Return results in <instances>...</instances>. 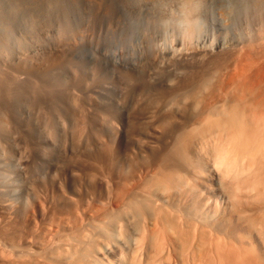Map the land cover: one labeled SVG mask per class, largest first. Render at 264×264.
Returning <instances> with one entry per match:
<instances>
[{
    "label": "rangeland",
    "instance_id": "374dc122",
    "mask_svg": "<svg viewBox=\"0 0 264 264\" xmlns=\"http://www.w3.org/2000/svg\"><path fill=\"white\" fill-rule=\"evenodd\" d=\"M58 1L0 0V264H76L81 256L76 250L87 243L107 248L100 247L105 254L98 255L108 264H125L134 243H128V231L137 236L150 222L146 212L134 213L137 219L143 214L139 225L129 222L134 214L128 210L131 219L126 210L140 188L144 200L151 180L165 167L172 170L162 164L171 163L163 160L179 130L198 120L202 125L209 108L229 100L257 104L264 115V0ZM207 77L212 79L201 87ZM196 135L194 146L185 145L193 155L186 156L188 164L194 158L206 162L201 134ZM254 148L234 149L230 159L256 162L261 171L264 145ZM206 164L196 170L197 178L193 163L192 171L186 163L173 171L193 175L185 176L223 198L219 172ZM155 171L158 177L149 175ZM131 193L134 201L128 205ZM123 204L128 221L125 208L123 214L118 209ZM116 208L126 222L116 223ZM100 219L110 221L102 233L99 224L94 227ZM94 233H107L106 245ZM118 237L121 243L109 244L121 241ZM251 239L260 253L259 236ZM103 259L99 264H106Z\"/></svg>",
    "mask_w": 264,
    "mask_h": 264
},
{
    "label": "bare ground",
    "instance_id": "6f19581e",
    "mask_svg": "<svg viewBox=\"0 0 264 264\" xmlns=\"http://www.w3.org/2000/svg\"><path fill=\"white\" fill-rule=\"evenodd\" d=\"M59 1H58V5L64 4L63 2H61L59 4ZM256 1H258V0H256ZM55 4H56V2H55ZM65 4H67V2H65ZM194 4L196 6L197 3H194ZM262 4H263V2H262ZM260 5L255 6V7L258 8V7H260ZM261 6H263V5H261ZM60 7L61 6H59V8ZM65 7L66 6H64V9H65ZM67 7H66V9H68ZM206 79H210V77L202 79V81L200 83L201 87H203L204 84L209 83V80H206ZM2 87H3V85H2ZM33 88L35 89V87H33ZM4 90H5V88H4ZM0 92H2V89ZM25 92L27 94V91H25ZM6 93H5V95H6ZM1 95L3 96V94H1ZM19 95L21 96V94H19ZM0 99L2 100V97ZM4 100H6V99L4 98ZM231 101H233V102H231ZM231 101L229 100L228 103H226L224 105H222V103H225V102L219 103V104H221L222 107L219 105V106H217L218 107L217 109L213 108V106H212L211 107V108H213V110L211 109L212 111L209 108L207 111V114L206 115L204 114L205 116L201 117L202 119L199 117L201 119L202 125L199 124L200 123L199 120H198V122L196 121V124L198 123V125L201 126L200 129L198 128L199 126L197 127L196 124L195 125L198 129L196 127H194L195 125L192 126L193 129H191L192 127H190V129H189L185 126V128H187V130H190V132H189L186 129H185L186 131H184V129H183L184 127L181 126V128L183 129V132L181 133L182 130L181 131L179 130L180 135L174 137L175 139L173 138L174 139L173 141H175L177 139L175 146L173 145V142H172L173 146L171 148L173 151L169 150L168 154L169 153H171V154L166 155V158H164L165 160H163V163L166 160L168 162L171 161V163L173 161L172 165H174L177 169L175 167H172L170 165L171 163L166 162L168 164H162V166L163 165L164 166L168 165V167L170 166L169 169L172 168V170L170 169V171H168V169L165 167L167 172L164 170L165 169L164 168L163 169L164 172L162 173V171H159V170L157 171V169H160L162 167V166L161 167L159 166L160 168L158 167L156 169V171L159 172V174L162 173L160 175V177H158L156 175V173H157L156 171L154 172V174H149L152 176L156 175L155 177H158L157 179L156 178L153 179V177L151 176L154 183L152 182L151 178L147 179L149 177L146 176L145 180L147 179V180H149V182L151 180L152 185H154V187L152 185L150 187L149 186V184H151V182H150L148 184V188L147 187L145 188V185L147 184L148 181L145 184L143 182V184H144L143 187L146 189L145 195H148L146 197V199L144 198V200H143V198L141 199L138 197V195L141 196L142 194L145 193L144 192V193L140 194L142 191H140L141 188L138 185V188H140V190H139L140 193L138 194V192H137V194H135L136 193L135 190H134L135 193H131V195L132 194L137 195L135 197V202L131 203L132 200L134 201L133 195L131 196L132 198L129 197L130 196L129 195L128 198L130 200L126 199V201H125V203L127 201L128 202L130 201L129 203L127 202L128 205L131 203L130 208L128 207V205L126 206V207H128V209L125 208L124 206L127 203L125 204L124 202L123 203L125 205L124 204H123V206L120 205L121 207L118 208V209H121L120 213H122L123 208H125L124 213L126 211L128 213V210L130 209L129 213H131V214L135 213L136 217L139 213L141 214L142 212H146V214L148 215L147 218L150 219V220L148 219L150 222L146 221V223L149 222L147 224L149 227H145V229H143V230L142 229L140 230V227H142L143 225H140L139 227L138 226L135 227V228H139V230H140L138 232L137 236H134L137 234V232L133 231L136 234H134V235L130 234V232L132 230H130V232H129L128 228H126L127 229L126 231H128V233H129V234L127 233L128 235L126 236L128 238V243L130 244L129 241H131V240H133L134 243L132 244L133 249L131 248V250H130L132 253L131 257L127 256L129 254L128 253L129 249H125L124 251L122 250L123 252L128 251V252H126L127 255L124 253L125 255H123V256H127L128 259L130 258L128 260V262L125 261V262H127L125 264H264V169L261 171L256 170L255 168H257L256 167L257 165L256 166L253 165V163L255 164L256 162L251 163L252 166L254 167V168H251L252 166H250L248 163H246V164L242 163V165L239 163L236 164V163H234V162H237L235 158L230 159L232 157L231 155L233 154V153L231 154L230 152H232L234 149H237V151L238 150L241 151V150H245V149L247 150L248 148L253 149V147H255L256 149L260 150V147L261 148L263 147V145H264L263 144V141H264L263 135L264 134L262 135V133L264 131V124L261 122L264 119V115L262 117H260L261 112H258V109L256 108L258 106L257 104H254L252 106L250 104L245 105L244 103H242L243 100H241V99L239 101L238 100H236V101L231 100ZM229 102H231V103H229ZM10 104H11V102H10ZM209 110H210V112H209ZM185 122H186V120H185ZM192 123H191V125H192ZM198 130L200 131V134H201V136L199 137L201 140L200 146L203 145L204 149H205V150L204 149L203 150L206 151V152H204V154L205 153L206 154L203 157L206 156V162L207 163L211 162L213 164V165H211V167L215 168L219 172V178H220L219 184H220V188H221L220 191L223 195V198H218L217 196L215 197L214 195L212 196L211 194L206 193L204 190H202L201 186H200V188H198L199 186H197L196 184L197 183L199 184V182L194 183L191 181L192 179L191 180L189 179L191 181V182H189L187 180L188 178L185 176L187 173L185 175H183V176H185V178L183 176H181L182 174H184L183 173L184 169L182 170L183 171L182 174H181V171H180V173H178L180 168H184L186 166L185 163L187 164V168H188V165L190 166V168H188L189 171H192V170H190L192 167V165H190V164H192V163L194 164L193 167H195V170H194L195 172L193 171L192 173H196V170L198 168L201 171V170H203V168L207 169L209 166L203 160L204 158L202 159L204 162L203 161L198 162V159L196 161L194 158L195 163L196 162L202 163L201 165L200 164L197 165V169L195 166L197 163L196 164L194 162H191V163L189 162L190 164L187 163L190 160H187L186 156H188V152L186 153L185 149L188 146H185V145L190 146L192 144L194 146L192 139L195 138L196 134L200 135L197 132ZM195 132H197V133L195 134ZM191 134H195L194 138L190 137ZM189 137H190L191 141L189 140ZM196 138H197V140L199 139L198 137H196ZM200 140H198L197 142H200ZM189 141L192 143H189ZM187 142H188V144H186ZM197 142H195V143H196L197 147H199V144H197ZM196 145H195V147H196ZM193 146H191V147H193ZM203 146H201V147H203ZM191 147H189V148L193 149ZM201 147L199 149H202ZM197 150H198V148L196 149V152H198ZM170 151H172V152H170ZM183 151H185V153H183ZM199 151L200 152H198V153H201V150H199ZM192 153H194V150L192 151ZM229 153L231 154L230 155L231 157L229 156ZM184 154H185L186 158L184 156H182ZM189 154H191V153H189ZM259 154H261V153H259ZM200 156H202V155L200 154ZM200 156H198V157H200ZM182 157H184V158H182ZM188 157H190V156H188ZM191 157H190V159H191ZM251 157H253V156H251ZM183 159L184 160L186 159L187 161L184 163ZM252 159H254V157ZM252 159H251V161L257 160V162H258L259 158L254 159V160H252ZM182 165H184V167H182ZM173 168H175L176 170L179 169L178 172L173 171ZM187 168H185V169L187 170ZM160 170H162V169H160ZM187 175H190V174H187ZM190 176H193V175H190ZM197 176H198V173H196L194 175V177H196V178H197ZM195 180L196 179L194 178V181ZM18 188H21V187H18ZM166 189L168 191L171 190V193L169 192L167 194L165 192ZM203 189H205V188L203 187ZM131 192H133V191H131ZM163 192H164V194L166 193L167 195L165 194L166 195L165 196L162 194L164 197L162 199L161 198L162 195L161 196H158V195H160V193H163ZM218 193H220V192H218ZM137 197H138V199H137ZM136 199L139 201H137ZM28 200H29V197H28ZM252 207L254 208L253 210L251 209ZM118 209L116 208V211H118V212H116V215H118V217H116V218L114 217V220H116V223H121V222H117V219L121 218L122 220H124L123 219L124 216L122 215L123 217H121V216L119 217V214H117V213H119ZM112 212L110 213L111 215L113 214ZM108 213L109 212L105 213L104 216ZM127 213H125V215ZM129 213H128V215H130L129 217H131V214H129ZM135 214L133 215L134 219H132V217H131L132 220H129V217H127L128 215H126L125 217H127V218L125 220L128 219L129 222H131V221L135 222L136 221V223L139 225V223H140L139 221H142V219L140 220L139 218H141L143 214L141 215V217L138 218L139 220L135 217ZM146 214H145V217H146ZM116 215H114V216H116ZM112 216L109 215V217H112ZM106 218L108 219V215L105 216V219ZM135 218L137 220H135ZM110 219H113V217L109 218V220ZM121 219H119V221ZM109 220L108 221L105 220V221L110 223ZM105 221H104V223H106ZM112 222L114 223V221H112ZM129 222H128V224L130 225ZM100 223H102V224H100ZM104 223L101 220L98 223H96L94 225V227H96V225L99 224L100 228H99V226L96 228L101 229L102 228L101 226ZM116 223H114V224H116ZM114 224L112 227L116 226L115 231L118 232L117 224L115 226H114ZM141 224H142V222H141ZM126 225H127V223H126ZM105 226H107V225H105ZM118 226H119V224H118ZM122 226H124V225L122 224L120 226V229H119L120 232L124 229ZM130 226H128V227L130 228ZM134 226H135V223H134ZM112 227L110 226L111 229H109L110 231H108V232H112L109 235V236H111V238L113 235ZM104 228H102V229H104ZM107 228H109V227L107 226ZM135 228H131V229L135 230ZM99 229H97V230H99ZM102 229H101V231L99 230L101 233L104 232V231H102ZM93 230H95V229L93 228ZM107 230L108 229H106V232H107ZM122 233H123V231H122ZM94 234H91L90 238ZM96 234H95V236L97 237L98 235H96ZM115 234L117 235L118 233H115ZM123 234H125V233H123ZM254 234L255 235L257 234V237L259 236V238L261 240V247L263 250H261V248H260V250H261L260 253H259V250L257 251V249L260 245L258 246V244H256L257 242H254V239H251L254 237ZM87 235L85 234L86 237H88ZM101 235L102 234H100V236ZM104 235H107V240H109L108 234L103 233V235L101 237V239L103 240L102 241L103 243L101 241H99V242H101L103 245L104 244L106 245L105 241H107V240H105V238H103ZM129 235H131V236L133 235L134 239H132V237L129 238ZM100 236H98V237H100ZM117 236H119V235H117ZM120 237L123 238V236H120ZM81 238L84 241L85 238H83L82 236H81ZM90 238L85 239V240H87V242H89V240L92 241V239H94L93 237H92V239H90ZM95 239L100 240V238L99 239L95 238ZM112 239H114V237ZM129 239H131V240H129ZM248 239H251V241ZM79 240H81V239H79ZM94 240H93V242H94ZM97 240H95V242ZM116 240H117V238H116ZM126 240L127 239H123L124 242ZM109 242H111V241H109ZM112 242H113V240H112ZM115 242L121 243L122 240L121 241H114L113 243H109V244H114ZM80 243H78V244H80ZM86 243L85 244L82 243V244L86 245ZM128 243H127V245H128ZM76 244H77V242H76ZM88 244L90 245V243H87V245ZM91 244H92V246L88 245L89 247L88 246L85 247L83 245L84 246L83 249L80 245H78V246H80L79 248H78V246L77 247L75 246L76 249L81 248V251L74 249V251L75 250H76V252L78 251L77 253H79V252L81 253V256L79 254V259L76 258L77 263L82 262L83 264H99V261L102 262L101 260L103 259L104 255L102 257H100V256L102 254H105V253H102V251L104 250V247L102 246L103 250L100 251L101 250V249H99L101 247L100 243H99L100 246L98 245L99 247L96 246L97 243L95 244V246L93 245V243H91ZM122 244L119 247L122 246V248H123L126 245V243H125V245L123 244L124 246ZM116 245H119V243H117ZM127 245H126L127 248L131 247V246L129 247V245L128 246ZM119 247H116V249ZM126 247H124V248H126ZM109 248H110V245H109ZM122 248H120V249H122ZM111 249L113 250L114 248L112 247ZM105 250H107V248ZM105 250L103 252H105ZM108 250H110V249H108ZM76 252H74V253H76ZM113 252H114V250H113ZM100 253H102V254L100 255ZM108 253L110 254V252H108ZM172 254L175 255L174 256L175 259L173 258V256H171L173 259H172V261H170L169 255H172ZM77 255H76V257H77ZM105 256L108 259H110L107 254ZM80 257H81V260H80ZM117 257H119V256H117ZM121 258H119V259H121ZM79 260H80V262H79ZM103 260L106 262V258ZM121 260L123 262V260H127V259L124 258ZM108 263L109 262H106V264H108ZM110 263H111V260H110ZM103 264H105V263L103 262ZM113 264H115V261ZM118 264H120V263H118Z\"/></svg>",
    "mask_w": 264,
    "mask_h": 264
}]
</instances>
